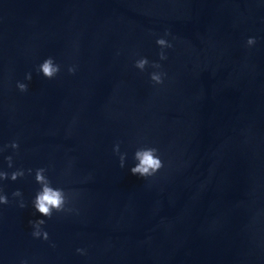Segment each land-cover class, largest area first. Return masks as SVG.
<instances>
[{"label":"water","instance_id":"obj_1","mask_svg":"<svg viewBox=\"0 0 264 264\" xmlns=\"http://www.w3.org/2000/svg\"><path fill=\"white\" fill-rule=\"evenodd\" d=\"M165 28L173 47L153 85L132 54L155 59ZM49 55L76 71H32ZM12 139L0 168L8 154L44 166L76 211L47 219L50 246L30 236L32 176L0 182L2 264H264V3L0 0V144ZM116 141L129 154L154 144L164 166L130 174Z\"/></svg>","mask_w":264,"mask_h":264},{"label":"clouds","instance_id":"obj_2","mask_svg":"<svg viewBox=\"0 0 264 264\" xmlns=\"http://www.w3.org/2000/svg\"><path fill=\"white\" fill-rule=\"evenodd\" d=\"M264 3V0H260ZM170 33L167 28L163 30L160 35H155L153 43L156 46L155 59H149L148 56L133 53L131 64L140 73H147L148 81L153 85H160L164 82L166 72L163 69L162 61L168 57L167 50L173 47L172 39L169 38ZM257 37L249 35L244 39L246 47L255 45ZM119 55V51L116 53ZM72 74L76 71L75 64L61 65L53 56L43 57L33 70L39 73L45 79L55 78L61 71ZM32 71H25L22 79L15 80V88L19 92H25L28 88V82L32 79ZM11 148L13 152L18 148L17 140L0 144V154L4 150ZM112 153L117 157L118 165L123 168L127 165V170L130 174L140 178L153 177L163 166L164 161L161 159V154L157 146L150 143H137L131 148V152L122 150L120 142L116 141L111 147ZM5 165L0 168V182L5 179L16 180L18 177L24 176L26 173L30 174L37 185L28 203L33 210L34 218L28 220L30 226V236L33 239L48 241L50 246H54L53 242L49 240V233L45 227L46 221L53 213H69L75 212L76 209L69 206V192L59 184H54L47 175V170L44 166L35 168H13L12 155H3ZM6 169H11L7 171ZM11 197L16 198V205L19 208L25 207V202L19 189H14L10 193ZM9 195H6L0 189V206L8 204ZM77 254L86 255V249L83 247H76L74 250ZM2 264V262H0ZM19 264H28V261L21 259Z\"/></svg>","mask_w":264,"mask_h":264}]
</instances>
